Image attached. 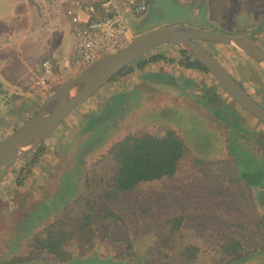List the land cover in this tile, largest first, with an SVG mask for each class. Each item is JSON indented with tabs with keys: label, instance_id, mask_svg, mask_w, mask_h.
<instances>
[{
	"label": "rangeland",
	"instance_id": "374dc122",
	"mask_svg": "<svg viewBox=\"0 0 264 264\" xmlns=\"http://www.w3.org/2000/svg\"><path fill=\"white\" fill-rule=\"evenodd\" d=\"M145 2V11L131 14L129 18L131 37L174 23L211 31L223 28L226 32L233 31L231 34L242 35L240 25L245 23L248 33L244 37L255 41L252 35L258 32L257 19H261L263 27L260 38L256 40L262 42L261 46L264 47V6H256L253 0ZM0 33L9 40L23 39L22 44L27 41L25 45L29 48L31 60L24 63V74L27 73L33 84L38 83L40 62L44 59L50 63L52 76L67 71L61 76H54L53 80L49 77L47 95L77 72L71 70L69 57L66 56L67 45L72 38L68 20L63 16L46 17L39 14L33 0H0ZM158 47L171 49L173 54H168V59H173L170 55H177L181 50L173 44H162L139 57H151ZM20 48L18 55H21ZM211 48L252 98L264 106V72L260 66L231 45L216 43ZM169 79L165 82H169L172 95L168 94L166 99L171 110H155L153 107L148 108L147 104L143 107V103L142 110L134 109L133 101L128 100L130 97L126 94L107 99L104 84L72 109L30 153L10 166L6 171L9 177L27 185L26 173L32 171V159L37 147H41L39 154L56 147L55 156L58 158L48 170L43 164L41 173L35 177L34 186H28L30 190L18 198L14 193L11 195L12 205L18 202L19 207L11 210L5 205L0 206V264H4L3 259L7 261L13 256H25L26 244L31 236L82 196L83 179L90 175L92 169L98 173L106 167L107 158L103 154L108 145L126 133H161L165 128L173 129L187 148L176 173L170 178L140 185L125 194L120 199L122 212L119 215L122 222L110 226L105 234L98 233L91 243H81L77 237L70 238L63 245L68 262L35 259L10 264H142L156 236L166 230V221L176 214L185 218L182 231L185 239L202 237L203 241L205 235L213 234V222L264 215V181L260 184L263 186L251 188L254 208L243 211L230 191L219 180L207 175L208 169L193 164L195 158L211 164L232 159L241 172L252 170L264 174V125L234 104L210 76L211 89L215 91L214 94L217 92L216 95H221L223 103L222 106L218 104V108L211 104L209 127L201 110H195L198 105L190 96L189 80L183 79L176 86V81ZM144 80L147 78L144 77ZM162 81L159 79V82ZM0 92V105L2 100L13 98L6 93V84L1 75ZM123 97L125 101L120 111L119 100ZM23 105L21 102L0 107V139L23 122L26 115L11 118L20 112ZM215 114L221 121L220 126L213 123ZM5 116L10 119H4ZM213 128L220 129L214 131ZM249 154L256 155L254 161L258 163H252ZM210 168L214 171L213 166ZM127 244L129 248H126ZM236 264H264V252Z\"/></svg>",
	"mask_w": 264,
	"mask_h": 264
},
{
	"label": "trees",
	"instance_id": "16d2710c",
	"mask_svg": "<svg viewBox=\"0 0 264 264\" xmlns=\"http://www.w3.org/2000/svg\"><path fill=\"white\" fill-rule=\"evenodd\" d=\"M253 1L256 6H264V0ZM179 52L184 58L178 60V65L206 72L185 51ZM158 58L164 57L155 54L148 60ZM129 65L110 81L128 72ZM213 98L210 102H215ZM39 147L33 158L41 151ZM186 151L182 138L171 128H165L161 133H126L113 140L103 154L107 158L106 167L98 173L92 169L90 175L83 179L82 196L31 236L26 244L25 256H13L11 260L3 259L2 262L10 264L35 259L68 262L63 245L70 238L77 237L81 243H91L98 233L105 234L110 226L121 223L120 199L140 185L172 177ZM225 160L211 164L195 158L193 164L208 169L207 175L219 180L243 211L254 208L251 188L263 186L260 184L264 181V174L252 170L241 172L234 160ZM166 223V230L156 236L142 264H236L264 252V215L261 214H255L251 219L243 216L217 222L218 225L213 222V234L205 235L204 241L202 237L194 236L185 239L182 233L185 218L181 214L170 217ZM129 246L127 244L126 248Z\"/></svg>",
	"mask_w": 264,
	"mask_h": 264
},
{
	"label": "water",
	"instance_id": "95a60500",
	"mask_svg": "<svg viewBox=\"0 0 264 264\" xmlns=\"http://www.w3.org/2000/svg\"><path fill=\"white\" fill-rule=\"evenodd\" d=\"M204 42L231 45L264 72V49L242 35L214 32L183 23L138 33L130 37L124 47L92 60L52 89L41 106L0 139V180L12 164L40 144L72 109L144 52L160 44H173L185 51L208 72L234 104L264 125V106L233 79L206 49Z\"/></svg>",
	"mask_w": 264,
	"mask_h": 264
},
{
	"label": "crops",
	"instance_id": "0c3cea01",
	"mask_svg": "<svg viewBox=\"0 0 264 264\" xmlns=\"http://www.w3.org/2000/svg\"><path fill=\"white\" fill-rule=\"evenodd\" d=\"M2 34L3 33H0V37L3 36ZM242 35L244 36V34ZM22 40L19 41L16 38L9 40L6 37L0 38V75L2 76L6 84V93L13 97L2 100L0 107L3 108L7 105L10 106V104H20L22 102L24 105L20 108V112L16 116H13L11 118H20L23 115H26L22 120L24 121L29 115V113H32V111L35 110V108L39 106L42 101H44L50 84H47L48 81L46 83H41L39 80L37 84H33L31 78L27 76V73L24 74V63L27 60H31V55H29V48L27 47V45H25L27 41L22 44ZM73 47L74 39L72 36L69 44L67 45L66 56L69 57L70 53L73 50ZM19 48L21 49V55L17 54ZM156 52L162 55L164 58L148 60L149 58L138 57V59L134 60V62L129 65L130 67L128 72L116 76L113 80L105 83V89L107 92L106 98L108 99L114 96H120L122 94L125 96L126 94L128 97H130L128 98V100H131V102L133 101L132 103H134V109L142 110L143 103L147 104L148 108L153 107L155 110H171L172 107L168 104L169 100L166 99V96L172 93L170 92L171 87L169 85V82L165 81L170 78L176 81L174 85L179 86L180 81H182L183 79L189 80L191 84L190 96L194 98L193 102L197 103L198 105L195 110H201V113H203L206 118V124L210 127V122L212 119L210 115V109L212 108V106L206 101L203 96L205 88L207 86H210V76L206 75V73L200 69L185 68L183 66L178 65L177 60L181 58L179 51L177 55H170L173 58L172 61H169L167 58L168 54H173L171 49H169L168 47H158L154 54H156ZM57 57L60 58V55H57ZM143 61L145 62L143 63ZM41 62L40 75L42 73ZM18 63H20L21 65L19 66ZM140 63L143 64L139 66ZM65 72L67 73V71L63 70L60 74L57 75H62V73ZM57 75L52 76V74H50L49 77H51V80H53L54 76L56 77ZM144 77H146L147 80H144ZM159 79H163V81L159 82ZM182 86L188 87L185 85ZM119 101L121 111V104H123L125 98H120ZM134 113L135 110H133L132 115H134ZM4 119L10 118L9 116H5ZM213 119V123L218 124L220 126V123L217 121V118ZM219 129L220 128H213L214 131H217ZM55 151L56 147H53L51 150H48L46 152L44 150L42 151V153H37V155H35V157L33 158L32 171H28L26 173L27 178L24 177L28 179L27 185L23 183L20 184V182H15L12 177H9L8 172H6L0 180V206L5 205L11 210L12 208H18V202L15 203V206L12 205L11 195H13L14 193L18 198L19 196H22L23 194L28 192L30 190L28 186H34V183L36 181L35 177H37L38 174L41 173L43 164H46V170H48L50 164H53L54 161L58 158L55 156ZM249 156L250 160L256 158V155L249 154ZM24 171L25 170L23 169L22 173H24ZM7 200H10V202H8Z\"/></svg>",
	"mask_w": 264,
	"mask_h": 264
},
{
	"label": "built area",
	"instance_id": "2783aa9c",
	"mask_svg": "<svg viewBox=\"0 0 264 264\" xmlns=\"http://www.w3.org/2000/svg\"><path fill=\"white\" fill-rule=\"evenodd\" d=\"M33 4L39 14L68 20L74 39L69 65L77 71L92 60L124 47L131 37V14H141L146 8L145 0H33ZM49 67L48 60L41 62V83L50 81Z\"/></svg>",
	"mask_w": 264,
	"mask_h": 264
},
{
	"label": "flooded vegetation",
	"instance_id": "af4514ba",
	"mask_svg": "<svg viewBox=\"0 0 264 264\" xmlns=\"http://www.w3.org/2000/svg\"><path fill=\"white\" fill-rule=\"evenodd\" d=\"M257 22H258V25H259V30H258V32H256V34H253L252 36L255 38V41H252V39H249V40H251L252 42H254L256 45H258L259 47H261V48H263L264 49V47L263 46H261V44H263L262 42H260V41H258V40H256V38L257 39H259V37H260V34H259V32H261L262 31V20L261 19H257ZM262 26V27H261ZM246 28H247V25L245 24V23H242L241 25H240V29L243 31V34H245V35H247V33H248V31H246ZM211 31V30H210ZM212 31H214V32H220V33H226V34H228V33H232L233 31H231V32H226L223 28H215V30H212ZM227 31H229V30H227ZM252 32V31H251ZM131 33L132 32H130V35H131ZM259 35V36H258ZM214 44H216V43H211V42H204L203 43V45L206 47V49L216 58V60L223 66V68L233 77V79L244 89V86L241 84V82L224 66V64L219 60V58L214 54V52L211 50L212 48H211V46H213ZM207 45H209L210 46V48L207 46ZM157 54H159V53H157ZM179 54H180V52H179ZM153 55H155V54H153ZM162 56V55H161ZM180 56H181V58L179 59V60H181V59H183L184 57L180 54ZM150 58V57H149ZM191 59V58H190ZM170 60H172V59H169V61ZM177 64H178V60H177ZM186 68V67H185ZM197 69V68H196ZM72 70V69H71ZM206 74H208V72L206 71L205 72ZM209 75V74H208ZM61 76V75H60ZM210 76V75H209ZM215 82V81H214ZM216 83V82H215ZM218 86V85H217ZM219 87V86H218ZM220 88V87H219ZM221 89V88H220ZM245 90V89H244ZM246 91V90H245ZM214 92L215 91H212V89H211V85L210 86H207L206 88H205V90H204V93H203V96H204V98L206 99V101L208 102V103H210V104H213L214 106H216V108H218L219 107V105L220 106H222L221 104L223 103L222 101V99H221V95L219 94V95H216V93L214 94ZM247 92V91H246ZM248 93V92H247ZM249 94V93H248ZM213 95H215V98H213L214 96ZM250 95V94H249ZM213 96V97H212ZM251 96V95H250ZM252 97V96H251ZM210 98H213V99H215V102H210ZM219 104V105H218ZM224 105V104H223ZM225 106V105H224ZM143 107H144V104H143ZM240 108V107H239ZM241 109V108H240ZM215 119L216 118H218L217 117V114H215V116H213ZM217 121L219 122V123H221V121H220V119L218 118L217 119ZM241 144V143H240ZM252 163H256L255 161H254V159H252V160H250Z\"/></svg>",
	"mask_w": 264,
	"mask_h": 264
}]
</instances>
